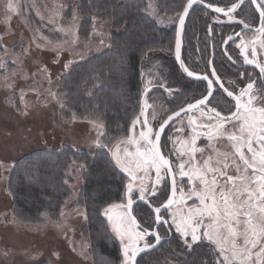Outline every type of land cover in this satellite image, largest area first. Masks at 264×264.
I'll return each mask as SVG.
<instances>
[{
  "label": "trees",
  "instance_id": "1",
  "mask_svg": "<svg viewBox=\"0 0 264 264\" xmlns=\"http://www.w3.org/2000/svg\"><path fill=\"white\" fill-rule=\"evenodd\" d=\"M77 3L79 38L88 39L91 26L97 21L105 25L108 39L101 50L72 61L63 73L57 71L56 59L49 52L47 60L54 73L45 83L63 97L62 106L35 104L22 109L16 91L0 98V109L5 108L20 118L37 122L40 109L51 116L49 126L42 127V133L30 142L28 133L26 146L9 160L12 166L6 180L7 211L20 224L53 227L61 221L66 209L81 208L85 221L74 226L79 227L80 236L88 243L90 264H119V245L109 232L101 210L120 200L126 177L115 167L107 149L115 140L127 136L132 120L142 107L143 71L148 68V62L165 65L170 72L169 82L180 87L182 76L172 56L173 28L164 24L180 12L181 4L179 0H77ZM29 18L34 26L41 27L33 15ZM18 42L21 41L13 47ZM3 73L0 67V78ZM10 102L11 105L7 104ZM76 124L100 128L101 144L105 147L89 148L70 141L67 130ZM25 128L34 129L32 125ZM89 133L93 143L99 132L93 129ZM29 144L33 146L28 148ZM0 160H4L1 155ZM165 245L147 254L152 257L139 258L137 264H163ZM53 249L51 255L61 251L58 247ZM38 253H41L39 258L24 264H56L43 259V252ZM202 259L204 252L199 250L192 255L190 264H199Z\"/></svg>",
  "mask_w": 264,
  "mask_h": 264
},
{
  "label": "rangeland",
  "instance_id": "2",
  "mask_svg": "<svg viewBox=\"0 0 264 264\" xmlns=\"http://www.w3.org/2000/svg\"><path fill=\"white\" fill-rule=\"evenodd\" d=\"M179 1L182 6L186 0ZM13 2L18 5V10L8 12L5 7L8 0H0V61L3 62L2 69L4 72L0 78V98L4 99L16 91L22 109L30 108V106L35 104L40 106L55 105L60 108L64 101L63 97L56 93V89L51 84L45 83V81L48 82L46 79L48 77L51 78L54 73L52 65L47 60L50 53H53L56 59L57 71L59 70L60 73H63L67 70L65 69V64L70 66L72 61L82 60L90 53L101 50L108 39V30L102 23L94 21L88 39H80L77 34L80 22L76 12L77 0H13ZM30 15L34 16L36 23L41 27L37 28L34 26L29 18ZM17 41L21 42H18V46L13 47V44ZM255 49L258 50V54L256 53L255 57L259 55L264 59V46L261 43H256ZM12 65H15V67L12 68ZM147 67L143 71L141 92L156 84H164L165 87L157 88L155 86L152 90H149L142 101L141 109L131 122L127 136L115 140L107 149L115 167L126 177L124 192L120 200L110 205L123 206L126 204V185L132 181L129 173L116 165L112 153L118 152L123 157L125 149L128 152L135 153L138 146L141 151H144L148 146L143 144V142H139L138 138L140 132L146 130L142 127L145 118H147L149 127L155 132L162 119L177 103L179 104L183 100V94L178 92L175 82H169L167 79V74L170 72L165 65L160 66L159 63L150 61ZM167 88L173 89V93L169 94L166 91ZM259 94L260 91L252 89V95L256 96L254 106L264 107V98ZM244 100H246V96L243 98ZM7 104L11 105V102ZM142 108L144 109L143 114L141 112ZM38 112L40 116L35 122L30 118H20L13 112L5 110V108L0 109V155L5 160H0V264H24L33 258H39L41 253H38V251L43 252V259L53 261L56 264H90L88 243L80 236L79 227L75 228L74 226L76 222L81 225L85 221V214L81 208H75L73 211L66 209L62 214L61 221L54 224L53 227H34L20 224L7 211L9 200L5 189L7 176L12 166L9 160L14 158L13 155L16 154L17 150L19 151L26 146L29 135L31 137L29 139L30 142L32 138L42 133V127L46 128L49 126L48 122L51 123L49 112L42 109ZM203 115L202 111H195L181 117L169 128L164 137L163 153L170 156L177 165L180 162L179 153L190 147L193 135H198L196 147L204 150L203 154L196 153V162L199 164H202L204 159L212 156V163L215 166L217 159H223L217 156L215 149L220 152L232 150L230 148L232 142L227 140L226 137L220 140L214 139L207 144L208 139L205 138L207 140H204L201 138V136L206 137L207 129L198 125L212 123L208 117L205 119ZM31 116L36 117L34 115ZM134 120H138L135 125H133ZM234 123L230 122L226 125L228 132L233 131L232 125ZM93 124L95 125V123ZM27 125H32L34 129L31 131L27 130L25 128ZM36 127L39 129L35 130ZM235 127L238 128L239 125L236 124ZM93 129L99 134L101 133L100 128L96 126L90 125L88 127L82 124H76L74 128L68 129L67 133H65L68 134V137H66L70 141H75L81 146L90 148L96 145L94 140L93 143L89 140L91 134L89 132L93 131ZM130 136L136 138L138 143H124ZM32 146L33 144H29L27 147ZM253 146L257 149L259 147L256 144ZM184 159L186 160L187 156ZM228 163L230 165L227 170L228 174L236 175L235 167L231 165L230 159ZM220 166L222 167V164ZM135 174L138 177L136 184H139V177H143L144 183L149 186L156 179L154 169L148 172L140 170ZM249 174H251V170H249ZM161 175L163 176L165 173L162 172ZM176 177L178 189L183 188L184 194L182 196L178 191L176 204L163 214V217L175 232V225L172 223L173 216L179 219L180 216L186 215L188 208L192 207L193 204L199 203L195 197L189 199L187 195L193 183L198 185V181L190 182L187 177L182 178L179 175L178 168ZM160 190L165 194L159 197L158 202H163L167 199L168 183L166 187L162 186ZM138 195L139 193L137 192L133 198L138 197ZM108 206L102 208V217L105 219L109 232L115 236L118 242L119 264H123V247L125 245L131 243L134 247L136 245L141 246L146 244L149 239L146 235H144L143 239H136L135 233L141 231L131 223L127 224L123 229L131 234V240L127 234L123 238L118 235L114 230L113 223L118 217L123 216L127 210L123 207L112 208L109 215L113 217V220L110 221L108 215L103 213V210ZM132 212L146 227L150 228V225L153 224L152 214L139 204L133 206ZM205 222L207 223L208 221L206 220ZM162 230L164 232V229ZM52 232H55L56 235ZM176 234L182 241L180 234L177 232ZM57 247L61 249L60 253L54 252L51 255L52 249ZM35 253L38 254L31 257ZM219 259L222 258L219 257Z\"/></svg>",
  "mask_w": 264,
  "mask_h": 264
},
{
  "label": "snow or ice",
  "instance_id": "3",
  "mask_svg": "<svg viewBox=\"0 0 264 264\" xmlns=\"http://www.w3.org/2000/svg\"><path fill=\"white\" fill-rule=\"evenodd\" d=\"M196 3L203 4L204 0H187L183 11L178 15L179 26L176 30L175 39L176 59L180 61V67L188 77L208 81L207 95L196 100L195 104H187L186 108L181 107L179 111L173 112L160 124V129L155 132L149 127L147 118H145L142 127L146 130L141 131L138 138L139 142L148 146L144 151H141L138 146L135 153L125 149L123 157L118 152L112 153L116 165L128 172L132 181L126 185L127 203L123 206L109 205L103 210V213L108 215L109 220L112 221L113 217L109 215L112 208L123 207L127 209L123 216L114 221L113 227L122 238L127 234L131 240V234L123 229L129 223L136 224V218L132 216L131 210L135 203L133 196H136L138 192L137 199L144 202L156 214L154 224H166L167 221L163 218L162 209H171L176 202L177 191L182 196L184 194L183 188H177L178 168L182 178L187 177L190 182L198 181V185L193 183L187 195L189 199L195 197L199 203L193 204L187 209L186 215L180 216L179 219L175 216L172 218L175 230L180 234L186 248L191 251L194 245L206 240L215 246L219 257L222 258L217 260V264H264V107L254 106L256 96L252 95L253 83L247 84L241 89L239 95H235L218 78L212 80L207 75L198 76L184 65L180 57L181 32L187 14ZM251 3L256 5V10L259 13L261 25L258 31L264 34V0H251ZM239 6L237 3H232L230 7H219L213 3L206 5L215 13L227 16L229 20L233 19L232 14ZM5 7L8 12L18 10V5L13 0H8ZM93 19L95 20V18ZM245 27L249 26L245 25ZM232 39L233 37L229 36L225 40V44ZM240 47L241 52L244 53L245 46L241 45ZM252 55H256L255 49H253ZM244 59L246 63H256L255 60H249L247 54H245ZM257 66L260 72L264 74V66ZM0 67H3L2 61H0ZM68 68L69 64H65V69ZM212 76H216L215 71L212 72ZM216 84L226 93V97L235 99V111L230 110V115H222L216 107H210L206 113L203 112V108L211 103V98L215 95L214 85ZM160 87L164 88L165 85L161 84ZM166 91L172 94L174 90L167 88ZM245 96L247 99L242 103ZM194 108H200L202 114L207 115L210 121H214L206 125H198L207 129L205 135L210 142L225 137L232 142L231 151L220 152L215 149L217 156L223 158L222 160L217 159L215 166L212 163V156L204 159L202 164L196 162V153L203 154L204 152L203 149L196 147L198 135H193L190 147L179 153L180 162L178 165L173 160L166 158L158 146L161 133L169 122L179 117L181 113H187ZM141 112L143 114V108ZM230 122L235 123L232 125L233 131L228 132L226 125ZM136 123L138 120L133 121V125ZM236 124L239 125L238 128L235 127ZM102 135L103 133H100L95 141L97 148L105 147L101 144L100 137ZM153 136L155 140L152 139ZM138 140L130 136L124 143L137 144ZM254 144L259 146L258 149L253 146ZM185 156H187L186 160L184 159ZM229 159L231 165L235 167L236 175L228 174ZM81 167L83 168L84 165ZM152 169L155 170L156 179L150 186L144 183L143 177H139V184H136L138 179L136 172L140 170L148 172ZM249 170H251V174H249ZM162 172L165 175L162 176ZM169 176H171L172 194L168 195L165 203L155 206L159 197L165 194L160 189L162 186H167ZM150 229L135 233V237L136 239H143L145 234L154 235L155 244H146L143 249L134 247L131 243L125 245L123 247V264H135L139 252L159 245L162 237L151 225Z\"/></svg>",
  "mask_w": 264,
  "mask_h": 264
},
{
  "label": "flooded vegetation",
  "instance_id": "4",
  "mask_svg": "<svg viewBox=\"0 0 264 264\" xmlns=\"http://www.w3.org/2000/svg\"><path fill=\"white\" fill-rule=\"evenodd\" d=\"M236 1L237 0H204V2L207 4L213 3L219 7H230L231 4L235 3ZM186 3L187 0L181 6L180 12H182L183 7ZM202 11L206 12L204 13ZM179 13L174 16V19L172 21H170L169 19V21L166 20V25L169 26L167 27L169 29L173 28L172 56L180 72V75L182 76V83L180 87H178V92H182L183 100L179 104L177 103V105L170 110V112L162 119L158 126L168 115H170L175 110L184 107L187 104L193 103L196 100L203 98L204 95H207L208 82L206 80H194L188 78L181 72L176 63L174 57V45ZM232 15L233 19L229 20L227 16L223 14H217L214 11L208 10L201 5H195L194 7H192L187 18L183 33V62L190 71H193L198 76L207 75L209 79L215 80L210 72L209 62L211 61L213 69L216 73V79L218 78L220 81H222L224 86L227 87L230 91H233L235 95H239L241 89L244 88L247 84L253 83V88L260 91L259 95L264 98V74H262L258 68L252 65H248V63H246L244 59L245 54H247L249 60L256 61V63H254L255 65L264 66V59L262 58V56L258 55V57H255L252 55L253 47L255 49L256 43H264V34H261L258 31L261 25L259 14L255 10L253 4L251 3V0H245V2ZM245 25H248L249 27H245ZM242 27H244L243 30H241ZM237 32H239L238 36L235 35ZM229 36H232L233 39L225 44V40ZM241 45L245 46L244 53L241 52ZM257 51L258 50L255 49V52L258 54ZM160 85L161 84H156L155 86L159 88ZM155 86L146 88L147 91L144 92H146L147 94L149 90H152ZM214 89L215 95L211 98V103L203 108V112L206 113L207 109L210 107H216L218 111H221L222 115H230V110L235 111V99L226 97V93H224L223 90L219 88L218 84L214 85ZM195 111H201V109L194 108L187 113H183L165 129L163 135L160 138L159 148L162 154L166 156V158L171 159L170 156L163 153L162 145L163 139L166 136L169 128L181 117ZM203 116H205V119L206 117H208L207 115ZM211 122L213 123L214 121ZM158 126L156 127L155 131L157 130ZM154 138L155 137L153 136V140ZM201 138L207 140L205 139L207 137L201 136ZM208 142L209 140H207L206 144ZM167 183L168 197V195H171V184L169 177L167 179ZM134 199H137V197L133 198V200ZM177 199L178 191L176 192V202ZM166 200H164L163 202L155 203V206H159L160 203H165ZM176 202L172 205V207L176 204ZM136 204H139L143 208L146 207L152 214L153 224L151 225V227L159 232V235L163 239L162 242L154 250L143 253L139 258L143 256L145 257V259L152 257L153 255L147 256V254L159 250L165 243L167 245H165L163 249L167 248V252L163 264H190L192 255L197 254L199 250H203L204 252V259L200 260L199 264H217L219 255L214 245L205 240L194 245L192 250L189 251L183 244V241L179 239L178 234H176V232L169 226L168 221L164 217L163 218L167 221V223L156 225L154 224V212L144 203L137 202L133 204V206H135ZM168 210L169 209L162 211V214L166 213ZM136 219L143 228L141 229L136 227L141 232H143L145 229H150L149 227H146V225H144L138 219V217H136ZM162 229H164V232ZM145 235L149 239L146 244H153L155 242V236L149 234ZM146 244L141 246H145ZM139 258L137 259L136 264Z\"/></svg>",
  "mask_w": 264,
  "mask_h": 264
},
{
  "label": "water",
  "instance_id": "5",
  "mask_svg": "<svg viewBox=\"0 0 264 264\" xmlns=\"http://www.w3.org/2000/svg\"><path fill=\"white\" fill-rule=\"evenodd\" d=\"M245 2V0H237L235 3H237V4H239L240 6L243 4ZM195 5H201V6H203V7H205L206 9H208V10H212V9H209V8H207L206 7V5H207V3H203V4H201V3H196V4H194L192 7H194ZM239 6V7H240ZM254 6V8H255V10H256V5H253ZM238 7V8H239ZM237 8V9H238ZM192 9V8H191ZM191 9H190V11H191ZM236 9V10H237ZM235 10V11H236ZM183 11V10H182ZM190 11H189V13H190ZM213 11V10H212ZM257 11V10H256ZM258 12V11H257ZM189 13L187 14V16H186V18H185V23H184V25H183V28H182V32H181V52H180V57H181V60L183 61V59H182V46H183V33H184V29H185V25H186V22H187V18H188V16H189ZM259 14V13H258ZM260 23H261V21H260ZM179 26V20L177 21V26H176V30H177V27ZM244 29V27H242V29L241 30H243ZM239 32H237L235 35H237ZM176 39V38H175ZM174 57H175V60H176V63H177V65H178V67H179V69L181 70V72L185 75V76H187V74L186 73H184L183 72V69L180 67V61H178L177 59H176V48H175V45H174ZM184 63V62H183ZM185 65V64H184ZM209 65H210V72H211V74H212V72L214 71V69H213V66H212V63H211V61L209 62ZM248 65H252V66H254V67H256V68H258L259 69V67L257 66V65H255L254 63H252V64H249L248 63ZM186 66V65H185ZM202 76H205V75H202ZM201 76V77H202ZM188 77V76H187ZM214 77V79H216V76H213ZM188 78H190V79H194V80H197V79H195V78H191V77H188ZM207 81V80H206ZM208 82V81H207ZM144 94H145V92H144ZM144 94H143V96H142V99H143V97H144ZM191 104H195V102H193V103H191ZM186 106L187 105H185L184 107L186 108ZM180 109V108H179ZM179 109H177V110H175L174 112H177V111H179ZM173 113V112H172ZM171 113V114H172ZM170 114V115H171ZM183 113H181V115H182ZM180 115V116H181ZM169 116V115H168ZM167 116V117H168ZM167 117L165 118V119H167ZM176 118H178V117H176ZM176 118H174L172 121H170L169 122V124L166 126V128L176 119ZM164 119V120H165ZM163 123V122H162ZM165 128V129H166ZM160 129V125L158 126V128H157V130H159ZM165 129L162 131V133H161V136L163 135V133H164V131H165ZM156 130V131H157ZM161 138V137H160ZM154 140H155V138H154ZM159 142H160V139H159ZM159 142H158V146H159ZM169 179H170V184H171V176H169ZM171 194H172V187H171ZM125 200H126V203H127V196H125ZM134 201H135V203H137V202H141V203H144V202H142V201H139L138 199H134ZM134 203V204H135ZM164 210H166V209H162V211H164ZM131 212H132V210H131ZM154 215H156L155 213H154ZM132 216H134L133 215V213H132ZM135 217V216H134ZM136 218V217H135ZM133 226H135V227H138V228H141V229H143L142 228V226L140 225V223L138 222V220L136 219V224L135 225H133ZM150 235V234H149ZM154 236V235H153ZM162 240L163 239H161V241H160V243L162 242ZM159 243V244H160ZM153 244H155V242L153 243ZM158 246V245H157ZM156 246V247H157ZM135 247H139V248H145V246H138V245H136ZM155 247V248H156ZM155 248H148V249H146L145 251H142V252H139L138 253V255H137V257H136V261H137V259L143 254V253H145V252H149V251H152V250H154ZM136 261H135V264H136Z\"/></svg>",
  "mask_w": 264,
  "mask_h": 264
}]
</instances>
